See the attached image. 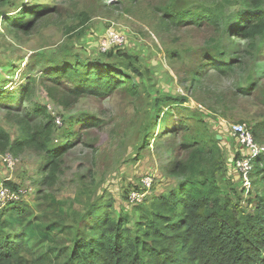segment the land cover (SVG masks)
<instances>
[{"label": "rangeland", "instance_id": "1", "mask_svg": "<svg viewBox=\"0 0 264 264\" xmlns=\"http://www.w3.org/2000/svg\"><path fill=\"white\" fill-rule=\"evenodd\" d=\"M210 1L215 0H7L5 5L0 4V95L14 98L10 104L0 101V127L15 140L22 117L32 132L44 129L51 120L52 146H70L57 163L55 181L50 186L36 183L44 163L37 150L29 146L14 151L0 148V189L8 190L10 197L0 201V209L18 202L29 204L41 218L48 214L51 222L61 220L59 224L68 225L72 214L81 213L86 205L96 202L105 208L110 202L128 220L137 219L140 206L176 184V179L167 176L166 166L185 155L183 152L179 157V151L173 158L166 151L178 150L186 133L160 140L161 123L154 122L148 135L157 143L150 140L152 146L141 145L148 126L161 117V113L155 116L153 108L160 98H187L180 112L185 126L195 128L194 117H198L210 135L219 137L229 159L241 150L230 136L232 124H248L257 145L264 146V125L259 126L264 122L261 42L249 51L248 42L239 37L231 40L226 45L229 54L240 59L222 76L212 71L197 51L208 40L210 30L192 26L171 29L160 23L161 8L212 6ZM34 3L43 4L45 13H50L36 21L26 20L31 23L26 33L6 28V17H16L17 8ZM238 9L233 4L226 11ZM109 31L122 35L123 44L113 46L107 54L100 53L98 42ZM66 51L72 56L102 59L125 70L137 86L135 95L123 88L105 97L75 95L67 81L42 78L45 61L40 57L58 59ZM171 53L176 56L171 58ZM196 70L200 74L193 76ZM30 75L34 82L28 84V97H20ZM250 84V92L242 94ZM35 105L44 106L48 117L32 114ZM71 123L74 126L67 140ZM227 170V195L240 201L242 208L252 210L248 203L254 189L250 176L246 189L230 161ZM51 199L67 213L47 208Z\"/></svg>", "mask_w": 264, "mask_h": 264}, {"label": "trees", "instance_id": "2", "mask_svg": "<svg viewBox=\"0 0 264 264\" xmlns=\"http://www.w3.org/2000/svg\"><path fill=\"white\" fill-rule=\"evenodd\" d=\"M217 1H210L214 3L212 6L194 8L166 6L160 10V23L171 29L192 26L210 30L208 40L197 51L212 71L223 76L240 59L229 54L226 45L231 40L239 37L248 42L249 51L256 49L259 42L264 47V0ZM6 3L7 0H0V4ZM233 4L239 9L228 13L227 6ZM17 9L16 17L5 18L6 28L25 33L31 30V23L26 20L36 21L46 11L41 3ZM175 56L170 54L171 58ZM261 56L259 51L258 57ZM39 60L45 61L41 65L42 78L67 81L75 95L105 97L118 88L131 95L136 93L132 76L102 59L81 58L66 51L58 59L41 56ZM127 68L137 71L131 66ZM199 74L196 70L193 76ZM31 82L34 78L30 75L21 87L20 97L25 98ZM251 87L252 84L248 85L241 93L248 94ZM0 101L10 104L14 98L0 95ZM187 102L185 97L154 101L155 116L161 113V117L148 126L142 147L152 146L150 140L157 143L158 140L148 135L156 125L154 122L161 123L160 140L171 134L186 133L178 150L166 151L173 158L179 151V157L183 152L185 155L166 166L167 176L176 179V184L149 204L140 206L137 219L128 220L110 202L105 208L94 202L83 207L81 213H73L68 225H61V220H48V214L42 218L36 215L29 204H9L0 209V264H264L263 157L255 159L250 174L254 189L248 203L253 208L247 211L240 201L227 195L229 157L220 146L221 141L207 132V126L198 117H194L195 128L185 126L180 112ZM31 113L48 117L41 105H35ZM23 119L19 121L21 128L15 140L0 127V148L14 151L29 146L37 150L44 163L36 183L50 186L55 181L57 163L70 146H52L51 126H48L51 120L44 129L32 132ZM263 125L264 122L259 126ZM73 126L71 123L68 127L65 139L70 138ZM231 193L235 195L234 190ZM59 206L51 199L47 208L65 215L67 212ZM123 211L127 212L124 208Z\"/></svg>", "mask_w": 264, "mask_h": 264}, {"label": "built area", "instance_id": "3", "mask_svg": "<svg viewBox=\"0 0 264 264\" xmlns=\"http://www.w3.org/2000/svg\"><path fill=\"white\" fill-rule=\"evenodd\" d=\"M121 44H123L122 35L109 31L99 40L98 51L106 53L113 46ZM229 133L241 148L239 151L241 156L239 158H232L230 163L237 176L240 177L243 187L247 189L249 187V176L254 168V161L256 158L264 156V146L257 145L251 128L246 123L232 124L229 128ZM9 165L7 166L9 167ZM9 198L8 190L0 189V201Z\"/></svg>", "mask_w": 264, "mask_h": 264}, {"label": "crops", "instance_id": "4", "mask_svg": "<svg viewBox=\"0 0 264 264\" xmlns=\"http://www.w3.org/2000/svg\"><path fill=\"white\" fill-rule=\"evenodd\" d=\"M240 153V152H239ZM238 155V157H236ZM241 156V154H236L235 155V158H239ZM230 159H231V157H230ZM230 159H228V161H230Z\"/></svg>", "mask_w": 264, "mask_h": 264}, {"label": "water", "instance_id": "5", "mask_svg": "<svg viewBox=\"0 0 264 264\" xmlns=\"http://www.w3.org/2000/svg\"><path fill=\"white\" fill-rule=\"evenodd\" d=\"M217 139H219V137H217Z\"/></svg>", "mask_w": 264, "mask_h": 264}]
</instances>
